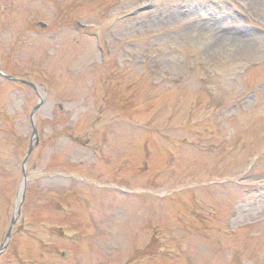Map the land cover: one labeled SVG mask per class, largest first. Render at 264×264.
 <instances>
[{"label":"rangeland","instance_id":"obj_1","mask_svg":"<svg viewBox=\"0 0 264 264\" xmlns=\"http://www.w3.org/2000/svg\"><path fill=\"white\" fill-rule=\"evenodd\" d=\"M0 71V264H264V0H0Z\"/></svg>","mask_w":264,"mask_h":264},{"label":"water","instance_id":"obj_2","mask_svg":"<svg viewBox=\"0 0 264 264\" xmlns=\"http://www.w3.org/2000/svg\"><path fill=\"white\" fill-rule=\"evenodd\" d=\"M0 77H3V78H5V79H7V80H9V81H12V82H19V83H22V84H24V85H27V86L31 87L32 89H34V90L37 92V87H36V85H34V84H32V83H30V82H28V81H24V80L16 79V78H14V77H11V76H9V75L4 74V73L1 72V71H0ZM43 102H44V98L41 97L39 103L36 105L35 109L33 110L32 114H31V116H30V123H31V125H32V140H31V144H30V147H29L28 153H27L25 159L23 160V164H22L24 181H25V177H26V176H25V172H24V170H25L24 168H25L26 160H27V158L30 156V154H31L32 151H33V148H34V146H33V142H35L36 145H37V143H38V131H37V127H36V124H35V121H34V116H35L37 110H39L40 107L43 105ZM22 200H23V197H22L21 201H22ZM20 209H21V203H20ZM20 209H19V214H18V215H20ZM15 224H16V220L13 219V220H12V223H11L9 229H8V232H7V234H6V237H5V240H4V244L0 247V255L3 253V251L5 250V248L7 247V245L9 244V242H10V240H11V238H12V231H13V229H14Z\"/></svg>","mask_w":264,"mask_h":264}]
</instances>
